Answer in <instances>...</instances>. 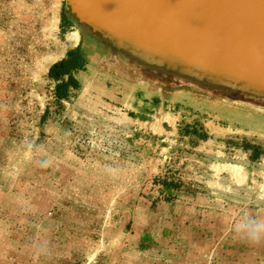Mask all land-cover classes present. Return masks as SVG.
<instances>
[{"label": "rangeland", "instance_id": "obj_1", "mask_svg": "<svg viewBox=\"0 0 264 264\" xmlns=\"http://www.w3.org/2000/svg\"><path fill=\"white\" fill-rule=\"evenodd\" d=\"M107 58L66 0H0V264H264V106Z\"/></svg>", "mask_w": 264, "mask_h": 264}, {"label": "water", "instance_id": "obj_2", "mask_svg": "<svg viewBox=\"0 0 264 264\" xmlns=\"http://www.w3.org/2000/svg\"><path fill=\"white\" fill-rule=\"evenodd\" d=\"M77 25L150 81L264 106V0H66Z\"/></svg>", "mask_w": 264, "mask_h": 264}, {"label": "trees", "instance_id": "obj_3", "mask_svg": "<svg viewBox=\"0 0 264 264\" xmlns=\"http://www.w3.org/2000/svg\"><path fill=\"white\" fill-rule=\"evenodd\" d=\"M84 66L85 58L80 47H78L68 51L64 59L50 68V78L58 82L56 86V97L58 100L66 99L70 88L77 89L79 87V82L75 79L74 72L82 70ZM245 148H249V145L247 144ZM254 149L256 150L255 158H259L262 150L260 148Z\"/></svg>", "mask_w": 264, "mask_h": 264}, {"label": "bare ground", "instance_id": "obj_4", "mask_svg": "<svg viewBox=\"0 0 264 264\" xmlns=\"http://www.w3.org/2000/svg\"><path fill=\"white\" fill-rule=\"evenodd\" d=\"M75 41H76L77 43H79V41H80V35H79L78 33L75 35ZM21 64H23V63H21ZM114 64H120V65H122V67L124 66V67L128 68L130 71H134V72H136L137 75H138V77L141 78V79H147V78L142 77L136 69H134V68L128 66V65H127L126 63H124L122 60H119V61H117V62H114V63L111 64V65H114ZM34 67H35V64H32L31 66H28L27 69L31 71ZM36 67H38V66L36 65ZM144 81L147 82V80H144ZM149 81H150V80H149ZM151 82L157 84L156 82H153V81H151Z\"/></svg>", "mask_w": 264, "mask_h": 264}]
</instances>
